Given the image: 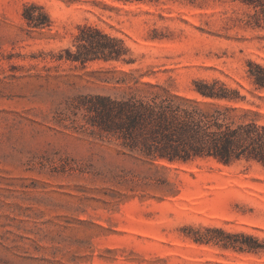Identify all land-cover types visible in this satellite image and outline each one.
Returning a JSON list of instances; mask_svg holds the SVG:
<instances>
[{
	"label": "rangeland",
	"instance_id": "rangeland-1",
	"mask_svg": "<svg viewBox=\"0 0 264 264\" xmlns=\"http://www.w3.org/2000/svg\"><path fill=\"white\" fill-rule=\"evenodd\" d=\"M35 2L52 26L23 16ZM225 0H0V264H264V250L224 245L246 232L264 243V167L199 158L155 167L91 124L96 95L144 96L143 82L194 96L193 80L240 86L264 122V29ZM92 24L125 40L134 61L82 64ZM215 237V238H210ZM219 237V238H216Z\"/></svg>",
	"mask_w": 264,
	"mask_h": 264
},
{
	"label": "trees",
	"instance_id": "trees-1",
	"mask_svg": "<svg viewBox=\"0 0 264 264\" xmlns=\"http://www.w3.org/2000/svg\"><path fill=\"white\" fill-rule=\"evenodd\" d=\"M228 1L240 2L246 7L239 20L247 26L264 29V0ZM23 16L31 27L52 26L49 13L35 2L25 4ZM75 45V50L65 48L59 58L82 64L101 59L134 61L126 57L130 49L123 38L92 24L80 27ZM247 75L257 89L264 90V64L249 60ZM143 83L148 87L144 96L118 98L99 94L91 97L88 104L91 124L121 140L123 146L138 152L155 167L168 168L164 162L188 163L199 158L225 164L246 160L264 167V122L259 120L258 111L236 105L247 100L242 85L233 86L216 77H199L193 80L191 88L195 95L188 96L164 84ZM217 230L226 234V237H216L226 246L242 251L264 250V243L253 234Z\"/></svg>",
	"mask_w": 264,
	"mask_h": 264
}]
</instances>
